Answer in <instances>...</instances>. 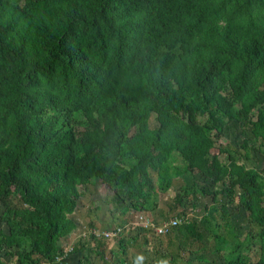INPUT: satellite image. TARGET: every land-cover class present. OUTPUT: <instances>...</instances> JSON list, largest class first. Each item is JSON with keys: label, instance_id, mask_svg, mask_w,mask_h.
Here are the masks:
<instances>
[{"label": "trees", "instance_id": "1", "mask_svg": "<svg viewBox=\"0 0 264 264\" xmlns=\"http://www.w3.org/2000/svg\"><path fill=\"white\" fill-rule=\"evenodd\" d=\"M263 162L264 0H0V264H264ZM174 176L168 235L65 259L89 184L126 232Z\"/></svg>", "mask_w": 264, "mask_h": 264}, {"label": "rangeland", "instance_id": "2", "mask_svg": "<svg viewBox=\"0 0 264 264\" xmlns=\"http://www.w3.org/2000/svg\"><path fill=\"white\" fill-rule=\"evenodd\" d=\"M241 142H242V140L237 139L233 143L239 146V144ZM221 143H224V140H222ZM229 143H230V141L227 144H229ZM233 143H231V144H233ZM234 144H233V147H235ZM213 153L215 154V152H213ZM263 167H264V162H263L262 168ZM184 184H185V182H183V179H181V178L177 179L174 176L173 177V182L171 183V186H168V187H166L163 190L156 189V192H155V195H154V199L158 203L157 204L158 205L157 210H154L152 212H148V211H144V210H142V211H134V212H132L130 214L129 220L133 221L136 218L139 219V217L140 218L149 217L148 219L151 220L152 222H155L156 226L159 227V225L161 224V220H163V218L175 217V211L174 210H176L178 212H180L182 210L181 208H179L177 206H174L175 205V198H176L177 192L179 190V186L184 185ZM84 193L85 194L82 197V200L80 201V203H79L80 205L78 207L80 211L82 209L81 215L86 217V215H87V213L89 211V208H91L94 203H97L96 205L103 204L102 203L103 200H106L108 204L112 205V207L114 208V211H116V212L118 211L119 212V208H117L116 204L110 202L111 196L114 195V192L112 191L110 193L108 191V187L106 185L102 184V182L95 180L92 184L88 185V189ZM12 204L14 206H17V203H12ZM87 206H91V207H87ZM187 211H188L187 215L191 216V217H196V216L200 215V214L196 213L197 211L194 212V213H190V209H188ZM118 212L114 215V217H116V221L115 222L116 223H122L120 220L117 219L119 217L118 216ZM99 217H100L101 221L97 222V224H99V223H103V224L109 223V218L108 217H106L104 215H100ZM148 219H146V220H148ZM78 222H79V220H78ZM79 227L82 228V232L85 231L83 226H79ZM162 239H164V241H165V247L164 248L166 249L167 246H168V239L166 237H164ZM70 240L66 242L68 244L64 243V245H69ZM158 241H161V239H157V238L153 239L152 242L155 245V247L159 244ZM111 243L112 244L110 245V250L113 249V247H112L113 246V241H111ZM197 248L198 247H196V246L194 247L193 246V247H191V249L187 250V252L183 251L181 253V256L183 257V260H190L191 258H196L193 255V253L194 254H198V255L201 254L198 251H196ZM150 249L152 250L151 247H150ZM135 251H134V253L128 252V255H127L128 256L127 257L128 260L130 262H132V264H136L135 263V258L136 257L138 258V255H137V253ZM173 252H174V254L176 253L174 250H173ZM191 252H192V254H191ZM170 253H172V251ZM134 255H136V257ZM169 258H170V256L167 257V259H169ZM183 260L180 259V264H185L184 263L185 261H183ZM158 261L161 264L167 262L166 259H164V258H161V260H158ZM192 261H193V259H192ZM143 263H144V261L142 260V264ZM194 263H195V261H194ZM195 264H197V263H195Z\"/></svg>", "mask_w": 264, "mask_h": 264}, {"label": "crops", "instance_id": "3", "mask_svg": "<svg viewBox=\"0 0 264 264\" xmlns=\"http://www.w3.org/2000/svg\"><path fill=\"white\" fill-rule=\"evenodd\" d=\"M88 189V188H87ZM102 203L103 204H98V205H96L97 203H94L93 205H92V207L91 206H87V207H91V208H89V211H88V213H87V215H86V217L85 216H83V215H81V212H82V209H81V211L80 210H78V212L75 214V218H79V223H78V225L79 226H83V228L85 229V226L86 225H88V224H92V221H90V220H92V219H95V218H97V220L94 222L96 225H97V227H99V229H101V230H107V229H111V227H113V226H115V225H117L118 223H116L115 221V219H116V217H114L113 216V212H114V208L112 207V205H110V204H108L107 203V201L106 200H103L102 201ZM79 209V208H78ZM100 215H104V216H106V217H108L109 218V223H107V224H103V223H99V224H97V222H99V221H101L100 220ZM91 218V219H90ZM86 221H85V220ZM129 220V219H128ZM87 223V224H86ZM86 224V225H85ZM114 224V225H113ZM113 225V226H112ZM78 226V229L69 237V238H67L66 240H64L63 242L64 243H66L67 241H69L70 239V242H69V245L70 246H72V245H74V246H77L78 244H79V242H80V240H82L81 239V236L83 235L82 234V228H80ZM140 242V241H139ZM63 243V244H64ZM66 244H68V243H66ZM134 246H136V244H133ZM67 246V245H66ZM134 248H132V249H129V252L130 253H134ZM69 259L73 262V264H78V263H80L79 262V259H78V256L76 255V258L74 257V259H75V262L76 261H78V262H74L72 259H71V257H69ZM81 264V263H80Z\"/></svg>", "mask_w": 264, "mask_h": 264}, {"label": "clouds", "instance_id": "4", "mask_svg": "<svg viewBox=\"0 0 264 264\" xmlns=\"http://www.w3.org/2000/svg\"><path fill=\"white\" fill-rule=\"evenodd\" d=\"M88 188V187H87ZM146 219H148L149 217H145ZM144 217L143 218H140L139 217V219L138 218H136V219H134L133 221H130V220H128V221H126V227H127V231L125 232L124 231V227H125V224L123 223V226H120V224L121 223H118L117 225H115V226H113V227H111V229H109V230H102V233H111V232H114V231H116L117 229H122V232L121 233H119L116 237H113V238H106V239H111V241H113L114 242V240L115 239H120V238H122L123 236H125L126 234L125 233H127L128 231H129V234L131 233V235H130V238H132L134 235H139V239H140V231L142 230V229H145V230H149L150 232H151V234L152 235H157L156 233H155V231H153V228H150V226H146V224H145V222L146 221H150L149 219L148 220H146ZM167 221H170V220H167ZM165 221H162L161 222V224L162 223H164ZM155 223V222H154ZM160 224V225H161ZM159 225V226H160ZM75 232V231H74ZM73 232V233H74ZM72 233V234H73ZM71 234V235H72ZM82 236H81V238L82 237H86V235H88L89 234V225H86L85 226V231H83L82 232ZM70 235V236H71ZM158 236V235H157ZM64 240H66V239H64ZM63 240V241H64ZM64 243V242H63ZM63 245V248H64V257H65V259L68 257V256H70L72 253H73V251H74V245H72V246H70V245H64V244H62ZM133 248V247H132ZM126 252L128 253L129 252V248L126 250ZM125 257H128L127 255H125ZM69 260V259H68ZM68 260H66V261H68ZM44 264V263H43ZM46 264V263H45ZM137 264H142V258H138V262H137Z\"/></svg>", "mask_w": 264, "mask_h": 264}, {"label": "built area", "instance_id": "5", "mask_svg": "<svg viewBox=\"0 0 264 264\" xmlns=\"http://www.w3.org/2000/svg\"><path fill=\"white\" fill-rule=\"evenodd\" d=\"M178 223H179L178 220L172 219L170 221H165L159 227H157L156 224L152 222L151 220L145 222L146 226H150V228H153V231H155V233L158 236L168 235V233L172 230V228L177 226ZM121 232H122V229L119 228L116 231L111 232V233H103V235L105 236V238H113V237H116Z\"/></svg>", "mask_w": 264, "mask_h": 264}]
</instances>
